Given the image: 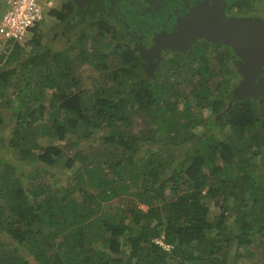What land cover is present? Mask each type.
Listing matches in <instances>:
<instances>
[{
    "label": "trees",
    "instance_id": "trees-1",
    "mask_svg": "<svg viewBox=\"0 0 264 264\" xmlns=\"http://www.w3.org/2000/svg\"><path fill=\"white\" fill-rule=\"evenodd\" d=\"M72 13L59 4L44 17L64 25ZM38 24L28 55L0 49L13 155L0 161V264H264L261 99L229 104L234 85L198 65L211 55L170 58L150 76L140 55H98L103 38L83 29L39 50ZM90 58L88 78L108 85L81 86ZM95 141L103 150L87 151Z\"/></svg>",
    "mask_w": 264,
    "mask_h": 264
},
{
    "label": "flooded vegetation",
    "instance_id": "flooded-vegetation-1",
    "mask_svg": "<svg viewBox=\"0 0 264 264\" xmlns=\"http://www.w3.org/2000/svg\"><path fill=\"white\" fill-rule=\"evenodd\" d=\"M59 4L72 9L68 19L78 7L75 0H58ZM89 6L94 15L86 14L84 22L68 35L82 29L90 35L99 33L103 40L98 42V55H140L141 64L150 76L170 58L211 55L205 60L208 64L204 60L203 65L198 62L201 72L227 77L234 85L232 93L244 80L239 71L242 59L237 55L240 54L232 45L214 41L208 35L220 22L225 26L222 21L260 19L264 22V0H93ZM56 21L54 25L60 30L55 35L62 39L63 24ZM193 31L199 35L186 42ZM146 55H152L151 59ZM262 68L260 76L264 77Z\"/></svg>",
    "mask_w": 264,
    "mask_h": 264
},
{
    "label": "water",
    "instance_id": "water-1",
    "mask_svg": "<svg viewBox=\"0 0 264 264\" xmlns=\"http://www.w3.org/2000/svg\"><path fill=\"white\" fill-rule=\"evenodd\" d=\"M75 1L78 7L73 16L63 25L62 37L64 38L68 37V32L73 27L84 22L86 14L94 15L89 6L93 0ZM220 17L224 18L223 15ZM222 22L225 26H221L220 22V26L212 30L213 32H210L208 36L214 41L228 43L235 48L240 54L237 56L242 59L239 71L244 76V80L234 89L229 104L246 96L258 97L264 104V77L260 76V72L263 70L262 66H264V22L260 19H238ZM197 35L199 32L193 31L186 42H191ZM146 56H148V60L152 57V55Z\"/></svg>",
    "mask_w": 264,
    "mask_h": 264
},
{
    "label": "rangeland",
    "instance_id": "rangeland-1",
    "mask_svg": "<svg viewBox=\"0 0 264 264\" xmlns=\"http://www.w3.org/2000/svg\"><path fill=\"white\" fill-rule=\"evenodd\" d=\"M38 27H39V29H41V30H38V31H40L39 34H41L42 38H43L42 45L38 48L39 50L44 48V44L47 47H49V49H51V50H60V49L65 47V40H62V39L59 38V36L55 35L56 32H59L60 28H59V26L54 25V20L52 18L44 17V19L38 24ZM32 35H33V32L31 31L30 37L26 40L25 43H23V48L25 50L24 51V55H28V53L31 50L30 46H28L26 43H27V41H29L31 39ZM71 37L74 38L75 35L72 34ZM112 57H113L112 55H106V60H110V59H112ZM87 62H88V64L86 66H83V67L78 69L79 70V74L81 75V78H82L81 81H80L81 86L83 88L85 86H88V84L90 82H92V80H94L96 83L99 81V82H101L103 84H107L108 85V81H102L100 77H94L93 79L88 78L91 75L93 76V75L96 74V71H95V68H94V64H96L97 62H94L92 60V58H90V60H88ZM0 66H2V64H0ZM237 81H238V79H237ZM9 112H11V109L5 110V116ZM142 120H143L142 117L138 118V121H142ZM7 121L9 122V118H6V122ZM199 131H201V128L199 129ZM2 136L3 135L0 134V161H6V160H10V159L13 160V155H11L12 153L6 152V150L2 147L3 146L2 139H1ZM43 142L55 143L57 141H56L55 138L52 139V138L49 137V138L45 139ZM80 145L81 144H79L77 149L83 148V150H84L85 146H80ZM87 147H88V148H86L87 151H91V150L102 151L103 148H104V146L100 142H96V141L93 143V145H88ZM83 150H81V151L83 152ZM69 152L72 155V157L74 158V160L76 162H79L78 158H79V156H81V154H79V152L77 150H75V149H71V150H69ZM16 166H17L18 171L21 170V169H24V171H29L32 168V165L25 164V163H22V162H19V161H18V164ZM66 173L68 174L67 171H66ZM45 179L48 182H50V183H54L51 180V178L48 177V176ZM62 179H63V183H66L68 181V178H66V176L65 177L63 176ZM103 207L107 211L108 210L109 211H114L116 209V207H117V202L114 201V200H111L109 202H105ZM217 218H218V216H216L215 219L217 220Z\"/></svg>",
    "mask_w": 264,
    "mask_h": 264
},
{
    "label": "built area",
    "instance_id": "built-area-1",
    "mask_svg": "<svg viewBox=\"0 0 264 264\" xmlns=\"http://www.w3.org/2000/svg\"><path fill=\"white\" fill-rule=\"evenodd\" d=\"M2 1L4 9L0 13V49L8 43L23 45L30 37L31 29L41 22L48 10L58 4V0Z\"/></svg>",
    "mask_w": 264,
    "mask_h": 264
},
{
    "label": "crops",
    "instance_id": "crops-1",
    "mask_svg": "<svg viewBox=\"0 0 264 264\" xmlns=\"http://www.w3.org/2000/svg\"><path fill=\"white\" fill-rule=\"evenodd\" d=\"M4 9V4H3V1L0 0V13L3 11Z\"/></svg>",
    "mask_w": 264,
    "mask_h": 264
},
{
    "label": "clouds",
    "instance_id": "clouds-1",
    "mask_svg": "<svg viewBox=\"0 0 264 264\" xmlns=\"http://www.w3.org/2000/svg\"><path fill=\"white\" fill-rule=\"evenodd\" d=\"M58 5V4H57Z\"/></svg>",
    "mask_w": 264,
    "mask_h": 264
}]
</instances>
